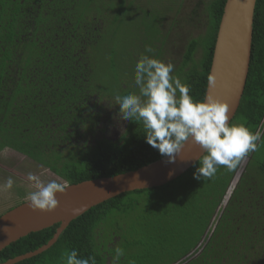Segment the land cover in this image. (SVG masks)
<instances>
[{"label":"trees","instance_id":"16d2710c","mask_svg":"<svg viewBox=\"0 0 264 264\" xmlns=\"http://www.w3.org/2000/svg\"><path fill=\"white\" fill-rule=\"evenodd\" d=\"M225 2L196 4L203 7L204 33L189 41L173 71L196 100L204 98ZM114 5L106 6L114 11ZM70 7L78 10L77 0H0V152L21 153L59 182L74 185L134 171L164 156L146 142L142 124L135 121L126 120L113 141L101 136L100 129L95 132L92 109L116 92L111 85L103 94L105 83L93 77L96 70L89 63L94 59L87 52L93 49L94 57L100 43L92 33L88 42L84 15L67 20ZM252 29L248 76L231 122L259 130L262 138L257 150L247 154L245 170L220 214L216 210L239 165L232 171L220 166L212 178L196 179L199 160L164 187L122 194L90 209L50 249L17 264H66V253L73 249L81 258L94 256L96 264H114L116 248L99 238L102 225L135 215L141 195L156 191L148 208L150 229L138 220L139 231L132 230L128 244L134 252L126 251L115 264H264V0H256ZM107 67L114 70L112 59ZM88 133L97 135L92 143L85 138ZM18 197L8 210L26 199ZM58 226L12 243L0 252V264L45 245Z\"/></svg>","mask_w":264,"mask_h":264},{"label":"rangeland","instance_id":"374dc122","mask_svg":"<svg viewBox=\"0 0 264 264\" xmlns=\"http://www.w3.org/2000/svg\"><path fill=\"white\" fill-rule=\"evenodd\" d=\"M199 1L205 5L210 0H77L79 9H82L81 13L90 14V17L96 18V25L92 26V34L96 38V43L100 44L95 48L94 57L92 56L93 49H89L87 53L97 62V65L94 60H90L89 63L96 70L97 75L93 72V77H99L106 85L102 93L104 94L107 88L112 89L111 85L116 92L115 96L128 92H139L135 85V64L141 54H147L144 51L146 45L151 46L154 50L148 55L164 62H172L175 70L182 61L189 41L204 33L203 7L202 5L196 7ZM111 3L115 4L114 11L107 9L106 5ZM118 14L120 17L118 16L119 21L116 22L114 17H117ZM109 50H112L114 55H111ZM110 59L115 64L114 72L107 67ZM115 75L116 79L114 80ZM173 75L176 76L174 72ZM114 95L111 99L102 100L91 111V114L94 115L95 132L100 129L98 133L112 141L119 138L127 124L126 120L119 115ZM103 130L104 133H101ZM85 138L89 143H92L97 135L88 133ZM48 157L44 156L43 160H47ZM247 160L248 155L241 160L234 173L220 206L216 210L218 215L236 188L237 182L245 170ZM24 163L27 165L25 166ZM21 170L34 172L37 175L43 173L42 179L45 182L52 179L58 180L42 165L24 158L12 150L4 149L0 152V183H3L9 176L13 177L16 183L10 193H0V215L17 203L19 195L20 198L25 199L28 193L34 190L27 179V174L20 173ZM17 187H20L24 194L19 192ZM157 193V191L146 192L141 195V203L135 207L137 210L135 215L130 214L125 219L117 218L115 222L108 221L102 225L103 232L100 229L99 238L108 248L113 245L115 248L123 249L124 255L120 260L127 256L126 251L134 252L128 244L131 245L133 241L132 230L139 231L140 226L137 221L139 220L141 226L147 225L149 228L148 219L151 213L148 209L149 202L155 199ZM140 216L142 217L139 218ZM118 221L120 224L115 225ZM211 222L215 223L214 217ZM213 226L211 225L212 228ZM127 233L128 236H125ZM112 235L115 238L111 237ZM145 240L148 242L147 239ZM202 245L203 239L198 247ZM106 264L109 262L107 261Z\"/></svg>","mask_w":264,"mask_h":264},{"label":"clouds","instance_id":"9594fccd","mask_svg":"<svg viewBox=\"0 0 264 264\" xmlns=\"http://www.w3.org/2000/svg\"><path fill=\"white\" fill-rule=\"evenodd\" d=\"M135 64V85L139 92L116 95L119 115L127 121L142 124L146 142L162 156L174 161L185 142L190 138L203 150L196 179L212 178L220 166L228 171L235 170L241 160L257 150L261 132H253L245 123H232L229 106L212 96L193 98L187 83L173 75L172 62L154 58L153 48L145 46ZM213 76L208 77L209 86L214 85ZM29 172L27 179L34 190L26 199L33 211L53 212L58 206L57 194H65L67 182L42 179ZM16 181L9 176L0 183V193H10ZM124 255L122 248L115 249V262ZM66 264H96L94 256L81 258L77 250L68 251Z\"/></svg>","mask_w":264,"mask_h":264},{"label":"water","instance_id":"95a60500","mask_svg":"<svg viewBox=\"0 0 264 264\" xmlns=\"http://www.w3.org/2000/svg\"><path fill=\"white\" fill-rule=\"evenodd\" d=\"M255 5L256 0H226L213 49L208 77L213 76L215 83L209 86L207 78L204 98L210 95L226 103L231 121L248 76ZM203 154L190 138L174 161L164 156L134 171L68 185L65 194H57L59 206L53 212L33 211L25 199L0 216V252L29 234L59 226L45 245L1 264H17L43 254L72 221L90 209L122 194L164 187L192 168Z\"/></svg>","mask_w":264,"mask_h":264},{"label":"flooded vegetation","instance_id":"af4514ba","mask_svg":"<svg viewBox=\"0 0 264 264\" xmlns=\"http://www.w3.org/2000/svg\"><path fill=\"white\" fill-rule=\"evenodd\" d=\"M119 2V1H118ZM67 11H68V18H67V20H69L70 18H72V20L74 21H76V19L75 18H77V15H84L83 17L86 19L84 22H85V24L83 25V29H84V32H85V35H86V37H87V40H88V42H89V35H90V33H92L93 32V28H92V26L93 25H96V18H94V17H90V14H85V13H81L80 11L82 10V9H79V10H74L72 7H70V8H68V9H66ZM116 10V9H115ZM82 17V18H83ZM66 18V17H65ZM66 25H71L70 24V22L68 21V22H66L65 23ZM84 52V51H83ZM82 52V53H83ZM84 59H86V57H84ZM98 132H100V131H98ZM101 133H103V132H101ZM7 150H10V149H7ZM11 151V150H10ZM13 151V150H12ZM15 152V151H14ZM16 154H18V155H21L22 157H24V158H26L25 156H23L21 153H18V152H16ZM26 159H28V158H26ZM25 164V163H24ZM27 164H25V166H26ZM47 169V168H46ZM48 170V169H47ZM21 172H24V170H21L20 171V173ZM48 172L49 173H51L49 170H48ZM29 172L27 171V172H24L23 174H28ZM32 173H34V172H32Z\"/></svg>","mask_w":264,"mask_h":264}]
</instances>
